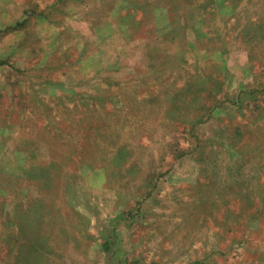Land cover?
<instances>
[{
	"label": "rangeland",
	"instance_id": "374dc122",
	"mask_svg": "<svg viewBox=\"0 0 264 264\" xmlns=\"http://www.w3.org/2000/svg\"><path fill=\"white\" fill-rule=\"evenodd\" d=\"M0 264H264V0H0Z\"/></svg>",
	"mask_w": 264,
	"mask_h": 264
}]
</instances>
